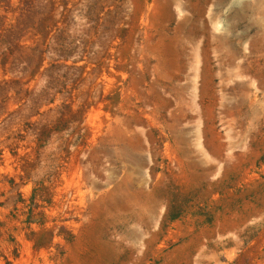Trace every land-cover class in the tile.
Instances as JSON below:
<instances>
[{
	"label": "rangeland",
	"instance_id": "374dc122",
	"mask_svg": "<svg viewBox=\"0 0 264 264\" xmlns=\"http://www.w3.org/2000/svg\"><path fill=\"white\" fill-rule=\"evenodd\" d=\"M0 264H264V0H0Z\"/></svg>",
	"mask_w": 264,
	"mask_h": 264
}]
</instances>
